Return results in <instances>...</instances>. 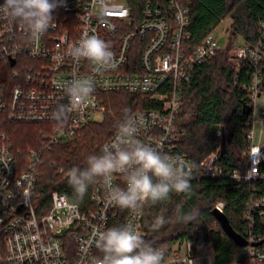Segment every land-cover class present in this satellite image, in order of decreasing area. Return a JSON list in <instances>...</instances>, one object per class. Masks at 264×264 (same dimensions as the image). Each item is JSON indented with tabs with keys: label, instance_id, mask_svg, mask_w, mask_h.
Segmentation results:
<instances>
[{
	"label": "built area",
	"instance_id": "2783aa9c",
	"mask_svg": "<svg viewBox=\"0 0 264 264\" xmlns=\"http://www.w3.org/2000/svg\"><path fill=\"white\" fill-rule=\"evenodd\" d=\"M141 14L136 21L125 0H63L52 13L53 25L37 39L27 37L18 23L0 18V113L13 123L44 126L38 147L26 152H16L7 134L0 136V264H92L101 254L90 243L91 233L108 228L119 212H126L122 225L132 224L146 240L144 208L138 215L118 210L107 202L99 183L93 186L87 210L58 192L52 194V205L45 214L36 204L44 154L96 121L104 110L103 93L127 91L148 99L152 107L131 115L138 121V138L184 158L193 165V179L226 178L253 189L264 183V143H255L257 126L264 136V104L259 103L264 100L259 68L264 58V22L257 43L252 47L244 40L234 42L229 57L236 72L244 65L255 70L245 87L253 106L246 121L247 167L241 173L219 165L221 142L199 166L178 152L181 134L176 121L185 86L192 84L197 66L210 62L226 46L219 47L214 31L190 49L185 41L191 36V12L184 0H151ZM85 33L98 35L111 45L115 69L97 75L88 61H73L68 54L70 46ZM74 76L89 78L94 92L84 109L73 111L60 126L52 113L58 104L67 103V98L58 85ZM217 136L221 137V132ZM113 186H125L120 174L113 176ZM226 209L227 204L218 201L213 210L224 214ZM257 221L264 227V196L254 192L241 217L242 237L248 241L243 247L244 261L217 263L212 241L200 234L162 247L166 264H264V242L257 246L264 237Z\"/></svg>",
	"mask_w": 264,
	"mask_h": 264
},
{
	"label": "trees",
	"instance_id": "16d2710c",
	"mask_svg": "<svg viewBox=\"0 0 264 264\" xmlns=\"http://www.w3.org/2000/svg\"><path fill=\"white\" fill-rule=\"evenodd\" d=\"M131 14L138 21L142 10L151 0H125ZM190 5L189 39L190 49L201 44L205 38L220 26L223 20L230 18L229 43L225 49L217 51L210 62L197 66L192 76V84L184 89V102L177 117L176 126L181 134L178 152L187 155L196 165L215 150L219 142L231 134L225 154L220 155L219 165L224 169L241 173L247 167L249 142L246 133L249 130L246 121L247 110H252V102L245 91L251 82L254 69L244 65L236 72L229 61L231 46L238 38L253 47L259 39L258 31L264 22V0H184ZM264 80V58L259 63ZM104 110L99 120L80 129L71 140L57 144L47 151L40 167V179L37 185V202L41 214L51 207L54 192L65 194L70 202L79 205L82 210L91 206L90 196L93 186L83 200L77 201L67 182L68 170L72 167H84L89 154L99 153L104 143L115 133V126L127 111L152 107L148 99L130 92L103 93L100 95ZM43 125L17 124L0 113V136L7 134L16 152H26L38 147L42 140ZM221 132V137L217 134ZM227 139V138H226ZM62 169V172H59ZM191 194L172 193L162 202L144 207L143 228L146 240L154 247L173 245L180 239L193 235H204L213 243L216 262L244 261L243 247L224 232L221 224L213 215L218 201L227 204L224 215L235 231L242 236L241 217L245 204L253 193L264 196V183L259 182L253 189L249 184L232 179H193ZM182 204L185 213L192 214V221L178 219L175 208ZM119 208L118 210H120ZM109 227L122 226L126 212L117 213ZM158 215L165 216L170 222L159 230H153L152 224ZM264 237V227L257 221Z\"/></svg>",
	"mask_w": 264,
	"mask_h": 264
},
{
	"label": "clouds",
	"instance_id": "9594fccd",
	"mask_svg": "<svg viewBox=\"0 0 264 264\" xmlns=\"http://www.w3.org/2000/svg\"><path fill=\"white\" fill-rule=\"evenodd\" d=\"M62 3L63 0H4L0 4V18L18 23L27 37L37 39L53 25L52 13ZM68 54L77 64L88 61L97 75L117 67L111 45L95 34H83L70 46ZM58 87L67 103L57 105L52 119L63 126L73 111L84 109L94 85L87 77L74 76ZM115 128L111 142L104 144L99 153L89 154L84 167L68 170L67 182L77 201L83 200L90 186L99 183L110 205L138 215L145 206L165 201L172 193L191 194L192 164L139 139L138 121L127 111ZM115 174L124 178V187L113 186ZM175 215L187 222L193 219L191 213H185L182 204L176 206ZM169 222L165 216L158 215L151 227L159 230ZM90 243L101 254L92 264H166V250L154 247L132 224L97 228L90 235Z\"/></svg>",
	"mask_w": 264,
	"mask_h": 264
},
{
	"label": "water",
	"instance_id": "95a60500",
	"mask_svg": "<svg viewBox=\"0 0 264 264\" xmlns=\"http://www.w3.org/2000/svg\"><path fill=\"white\" fill-rule=\"evenodd\" d=\"M3 3H4V0H0V4H3ZM251 111L252 110L250 108H248L247 114L249 115L251 113ZM226 138H224V140L221 144V153L222 154H225L227 143H229V141H231V139H232L231 134L229 133ZM213 215L216 217L219 224H221L224 232L227 234V236L229 238L234 240L240 247H246L247 246L248 241H246L245 238H243L240 234H238L235 231V229L231 226V224H229L227 217L223 213H220L218 210H214ZM263 242L264 241L257 244V246L261 245Z\"/></svg>",
	"mask_w": 264,
	"mask_h": 264
},
{
	"label": "rangeland",
	"instance_id": "374dc122",
	"mask_svg": "<svg viewBox=\"0 0 264 264\" xmlns=\"http://www.w3.org/2000/svg\"><path fill=\"white\" fill-rule=\"evenodd\" d=\"M232 20L230 18L223 20V22L220 24V26L216 29L215 34L217 36V38L219 39V47L220 48H224L227 43L229 42V28L231 27ZM243 40L242 38H238V41ZM231 54V53H230ZM230 57V55H229ZM230 64L232 65V67L235 68V63L234 62H230ZM259 103L264 104V100L259 101ZM99 118H101V115H99V117L96 118V120H99ZM255 143H264V136L261 134V129L259 126L256 127L255 130Z\"/></svg>",
	"mask_w": 264,
	"mask_h": 264
}]
</instances>
